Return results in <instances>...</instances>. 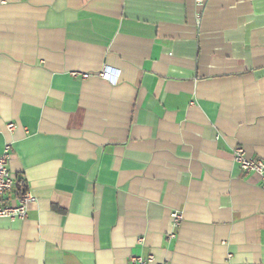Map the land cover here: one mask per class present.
I'll use <instances>...</instances> for the list:
<instances>
[{
  "label": "crops",
  "instance_id": "crops-1",
  "mask_svg": "<svg viewBox=\"0 0 264 264\" xmlns=\"http://www.w3.org/2000/svg\"><path fill=\"white\" fill-rule=\"evenodd\" d=\"M5 144L0 264H264V0H0Z\"/></svg>",
  "mask_w": 264,
  "mask_h": 264
},
{
  "label": "built area",
  "instance_id": "built-area-1",
  "mask_svg": "<svg viewBox=\"0 0 264 264\" xmlns=\"http://www.w3.org/2000/svg\"><path fill=\"white\" fill-rule=\"evenodd\" d=\"M197 6L203 5V0H195ZM99 76L107 81L114 82L117 77V72L108 66H104L99 72ZM7 128L12 130L13 123H8ZM10 157V146L5 144L0 153V202L5 198V195L10 192H15V202L12 204L0 203V217H7L10 220L23 219L26 216V206L33 201L34 197L24 189L19 182V179L10 172L8 168V160ZM232 161L244 173H256L264 179V160L250 158L246 155L241 146H236L232 151ZM172 224L178 225L181 219L179 212L171 213ZM172 236V235H171ZM126 264H168L166 261H156L153 256L144 258L138 254L131 253L128 256Z\"/></svg>",
  "mask_w": 264,
  "mask_h": 264
},
{
  "label": "trees",
  "instance_id": "trees-1",
  "mask_svg": "<svg viewBox=\"0 0 264 264\" xmlns=\"http://www.w3.org/2000/svg\"><path fill=\"white\" fill-rule=\"evenodd\" d=\"M19 182H20V185L23 187L24 186L23 180L19 179Z\"/></svg>",
  "mask_w": 264,
  "mask_h": 264
}]
</instances>
